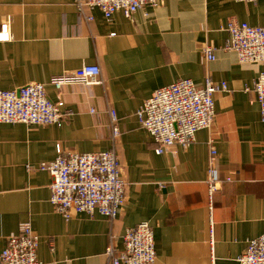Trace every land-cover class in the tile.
Here are the masks:
<instances>
[{"label": "crops", "instance_id": "obj_1", "mask_svg": "<svg viewBox=\"0 0 264 264\" xmlns=\"http://www.w3.org/2000/svg\"><path fill=\"white\" fill-rule=\"evenodd\" d=\"M84 21L74 0H0V90L42 83L64 102L63 125L0 123V254L9 239L31 227L41 264H108L110 238L123 247L127 228L148 222L154 232L153 264H238L248 241L264 234V123L254 84L264 63H240L225 48L229 22L264 26V0H161L132 16L106 19L100 10ZM210 46L216 59L208 61ZM84 65H99L100 85L65 86L50 79ZM215 94V119L184 149L155 152L135 116L155 91L183 79ZM118 116V154L126 203L115 222L76 214L65 220L50 203L52 176L40 169L58 146L75 154L113 147L108 112ZM223 183L212 205L206 184L210 143ZM213 239L214 244L211 245ZM213 249V251H212Z\"/></svg>", "mask_w": 264, "mask_h": 264}, {"label": "built area", "instance_id": "obj_2", "mask_svg": "<svg viewBox=\"0 0 264 264\" xmlns=\"http://www.w3.org/2000/svg\"><path fill=\"white\" fill-rule=\"evenodd\" d=\"M257 2L260 0H235ZM161 0H74L75 7L84 21L91 23L92 12L100 10L106 19L117 12L132 16L146 6L158 7ZM225 48L234 52L240 63H264V26L254 27L248 23L229 22ZM12 39L8 24L0 30V42ZM208 61L216 59L215 50L203 49ZM99 65H84L74 71L52 77L50 84L60 91L65 86H93L103 83ZM225 83L217 85L207 78L202 87L192 80L183 79L158 89L137 110L135 116L140 127L153 139L155 152L164 154L172 146L190 147L197 132L210 129L215 119V94L226 91ZM253 91L260 105L261 121L264 123V72L254 84ZM64 102L52 101L42 83H32L18 90H0V123L28 126L61 127L69 114L63 112ZM113 147L105 152L75 154L57 148L54 161L42 163L40 169L53 178L50 203L65 220L76 214L100 215L115 222L126 203V183L122 176V164L118 154L121 137L118 116L108 112ZM210 158L206 184L212 205L223 183H231L230 177L222 179L216 168L217 150L210 143ZM123 247L115 245L110 238L106 250L108 264H153L156 261L154 232L148 222L127 228L122 236ZM214 244L213 239L211 245ZM39 239L31 227L25 226L17 236L9 239L0 254V264H41L37 257ZM213 251V249H212ZM238 264H264V234L248 241L245 253ZM215 259L212 256V263Z\"/></svg>", "mask_w": 264, "mask_h": 264}]
</instances>
